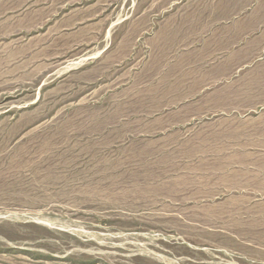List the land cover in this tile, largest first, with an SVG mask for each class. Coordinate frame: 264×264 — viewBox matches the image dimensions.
Segmentation results:
<instances>
[{
	"label": "rangeland",
	"instance_id": "obj_1",
	"mask_svg": "<svg viewBox=\"0 0 264 264\" xmlns=\"http://www.w3.org/2000/svg\"><path fill=\"white\" fill-rule=\"evenodd\" d=\"M0 264H264V0H0Z\"/></svg>",
	"mask_w": 264,
	"mask_h": 264
}]
</instances>
